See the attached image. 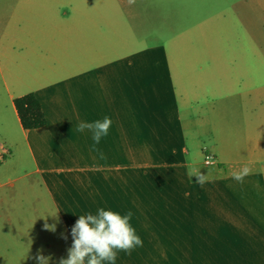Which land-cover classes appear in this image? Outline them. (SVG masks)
<instances>
[{
    "label": "crops",
    "instance_id": "obj_1",
    "mask_svg": "<svg viewBox=\"0 0 264 264\" xmlns=\"http://www.w3.org/2000/svg\"><path fill=\"white\" fill-rule=\"evenodd\" d=\"M232 1L18 0L0 28V171L29 165L84 264H264L261 5L251 31Z\"/></svg>",
    "mask_w": 264,
    "mask_h": 264
},
{
    "label": "rangeland",
    "instance_id": "obj_2",
    "mask_svg": "<svg viewBox=\"0 0 264 264\" xmlns=\"http://www.w3.org/2000/svg\"><path fill=\"white\" fill-rule=\"evenodd\" d=\"M239 0H233L236 2ZM251 31L257 26L261 5V62H264V0H249ZM18 0H0V28L4 31ZM259 23V22H258ZM258 26V27H259ZM191 153L198 152L189 143ZM200 168L205 170L206 155L198 152ZM197 155V154H196ZM10 160L0 171V264H84L75 253L54 205L25 161Z\"/></svg>",
    "mask_w": 264,
    "mask_h": 264
},
{
    "label": "trees",
    "instance_id": "obj_3",
    "mask_svg": "<svg viewBox=\"0 0 264 264\" xmlns=\"http://www.w3.org/2000/svg\"><path fill=\"white\" fill-rule=\"evenodd\" d=\"M14 105L25 130H38L47 125V119L41 103L34 94L16 99ZM1 166L2 160L0 159V167Z\"/></svg>",
    "mask_w": 264,
    "mask_h": 264
},
{
    "label": "built area",
    "instance_id": "obj_4",
    "mask_svg": "<svg viewBox=\"0 0 264 264\" xmlns=\"http://www.w3.org/2000/svg\"><path fill=\"white\" fill-rule=\"evenodd\" d=\"M211 162H212V161H211V158H210V157H207V162H206V164L209 165V164H211Z\"/></svg>",
    "mask_w": 264,
    "mask_h": 264
}]
</instances>
